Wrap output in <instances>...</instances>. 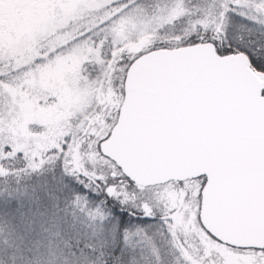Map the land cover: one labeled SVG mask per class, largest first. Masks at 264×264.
<instances>
[{"label":"snow or ice","instance_id":"6c2138e0","mask_svg":"<svg viewBox=\"0 0 264 264\" xmlns=\"http://www.w3.org/2000/svg\"><path fill=\"white\" fill-rule=\"evenodd\" d=\"M0 264H264V0H0Z\"/></svg>","mask_w":264,"mask_h":264}]
</instances>
